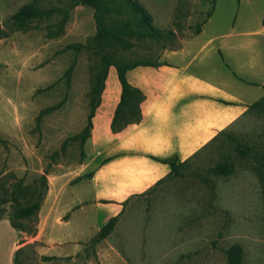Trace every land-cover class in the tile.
Masks as SVG:
<instances>
[{
  "label": "rangeland",
  "instance_id": "374dc122",
  "mask_svg": "<svg viewBox=\"0 0 264 264\" xmlns=\"http://www.w3.org/2000/svg\"><path fill=\"white\" fill-rule=\"evenodd\" d=\"M138 1L164 38L133 37L129 48L112 43L102 50L92 44L96 27L88 6L0 0V264H15L14 258L16 264H228L226 251L233 245L242 248V264H264V109L252 106L183 163L179 177L131 200L123 223L106 240L93 243L99 225L77 229L70 243L36 240L39 211L16 219L20 229L10 226L16 208L45 198L52 177L69 190L89 179L87 140L81 146L73 137L86 124L88 93L103 53L113 60L155 62L165 49L195 35L214 8L206 33L250 35L253 54L264 58V0H216L215 7L213 0ZM27 4L38 13L21 29L13 15ZM47 108L54 109L40 115ZM239 146L245 155L236 151ZM224 161L233 172L213 174ZM80 210L78 205L72 213ZM70 217L67 212L62 219Z\"/></svg>",
  "mask_w": 264,
  "mask_h": 264
},
{
  "label": "crops",
  "instance_id": "0c3cea01",
  "mask_svg": "<svg viewBox=\"0 0 264 264\" xmlns=\"http://www.w3.org/2000/svg\"><path fill=\"white\" fill-rule=\"evenodd\" d=\"M210 17L195 35L165 49L157 66L126 72L128 84L143 96L141 118L116 132L111 123L121 86L115 67L107 69L86 143L91 176L70 190L62 179L49 180L36 240L51 246L70 243L77 240V229H101L118 217L110 238L123 223L130 201L169 174L170 167L159 160L177 157L185 163L264 98V58L253 54L251 36L206 33ZM78 205L81 210L72 213ZM67 212L71 217L63 221ZM119 231L122 236L123 229Z\"/></svg>",
  "mask_w": 264,
  "mask_h": 264
},
{
  "label": "trees",
  "instance_id": "16d2710c",
  "mask_svg": "<svg viewBox=\"0 0 264 264\" xmlns=\"http://www.w3.org/2000/svg\"><path fill=\"white\" fill-rule=\"evenodd\" d=\"M73 6L84 5L93 9V19L95 22L96 33L92 38V44L102 50L105 46L115 43L121 45L123 48H129L130 38L136 39H162L165 33L153 26L152 16L145 10V8L139 3L138 0H72ZM216 0H213V7H215ZM214 8L207 14V19L213 14ZM38 11L31 5L27 4L19 8V10L13 15L14 23L18 28H26L28 20L37 15ZM206 19V20H207ZM203 21L201 26L206 22ZM201 28V27H200ZM198 28V32L200 31ZM170 35V34H169ZM72 47V46H71ZM77 49H81L83 46H76ZM157 66L155 62H127L124 60H113L108 53H103L101 59V66L95 72L93 84L88 93L89 97V112L86 117V124L82 131L75 135L73 138L79 139L81 146L90 136V130L92 127L91 120L94 115L95 109L99 105L100 95L103 90L104 80L106 78L107 69L110 66L115 67L117 71L118 80L121 86L120 101L116 107L113 120L111 123V129L116 132L126 127L129 124L138 123L140 121V108L139 105L143 100L141 92L131 87L126 80V72L137 66ZM74 68L72 63L65 72V78L67 83L71 79V73ZM252 107L264 109V98L255 103ZM54 108H47L41 111L40 115L49 113ZM251 107L249 108V110ZM248 110V111H249ZM218 138V137H217ZM215 138L213 141H215ZM236 151L240 155H245V149L241 146L236 148ZM160 162L167 164L170 167L169 174L162 180H160L156 186L175 179L180 176L181 165L177 157L167 158L159 160ZM234 166L231 162H221L211 169V172L215 175H229L233 172ZM91 174H89V177ZM154 186L153 188H155ZM152 188V189H153ZM44 197H38L36 201L23 207L16 208L13 212L12 221L10 220V226L13 229H20L14 221L16 219L29 218L36 214L41 207ZM118 217H112L108 222L99 230L93 243H98L101 240L107 238L116 225ZM19 251V249L15 252ZM228 264H242V248L239 245H233L226 251ZM43 261L55 260L56 257L42 256ZM14 263L15 258H14Z\"/></svg>",
  "mask_w": 264,
  "mask_h": 264
}]
</instances>
